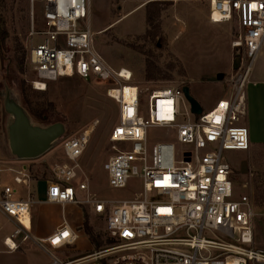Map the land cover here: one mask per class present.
I'll use <instances>...</instances> for the list:
<instances>
[{"label":"built area","instance_id":"1","mask_svg":"<svg viewBox=\"0 0 264 264\" xmlns=\"http://www.w3.org/2000/svg\"><path fill=\"white\" fill-rule=\"evenodd\" d=\"M31 1L33 88L44 91L50 82L72 76L107 84L108 96L119 104V121L110 134L114 153L104 164L108 183L116 190L126 189L132 180L140 183L133 199H100L90 192L80 162L93 128L65 138L61 148L66 160L53 169L46 202L89 205L104 217L105 230L115 242L61 261L45 243L51 248L76 243L78 232L64 219L52 236L38 242L52 255V264H264V249L255 246V202L250 194L237 193L234 167L225 156L227 151H251L248 85L264 48V0H207L211 23L237 20L239 32L232 47L233 61L239 62L227 79V96L201 114L192 111L185 84L149 90L144 113L133 71L113 67L95 48L90 0H41L40 31L34 27ZM37 34L44 40L35 45ZM151 128L167 134L151 141ZM24 176L20 171L15 182L22 184ZM16 194L14 187L5 185L0 196V211L16 222L5 240L9 251L18 250L19 237L32 238L34 201Z\"/></svg>","mask_w":264,"mask_h":264},{"label":"rangeland","instance_id":"2","mask_svg":"<svg viewBox=\"0 0 264 264\" xmlns=\"http://www.w3.org/2000/svg\"><path fill=\"white\" fill-rule=\"evenodd\" d=\"M31 5V0H0V54L4 59V82L0 87L1 145L9 143L8 126L12 115L5 109L9 95L25 110L33 125L48 127L62 123L65 127L64 135L49 153L54 158L39 164L42 166L34 170L36 177L46 181L54 179L53 169L58 162L66 160L62 141L93 128L80 160L89 177L90 192L104 200L135 198L140 190L139 181L132 180L124 190L113 189L104 169L114 153L110 134L119 121V104L108 96V85L72 76L50 82L44 91L33 88L35 73L29 61ZM209 10L207 0L89 1L95 48L113 67L133 71L134 81L141 90L144 113L147 112V93L153 88L185 84L204 110L227 96V79L233 72L232 42L239 32V24L237 20L212 24ZM43 24V4L35 0V30H42ZM43 40L40 34L33 37L35 45ZM220 73L223 79H218ZM182 112H185L183 107ZM166 134L164 129H149L151 141L160 140ZM225 156L234 168L239 167L241 160L248 161L247 172L236 173L234 178L237 193L250 194L255 202V246L264 249V147L252 148L250 152L227 151ZM80 194L85 197L84 193ZM32 215L35 225L43 231L61 223L62 216H66L70 226L79 232L76 246L82 252L92 250L82 230L83 217L94 232L109 237L104 217L96 215L89 205L33 203Z\"/></svg>","mask_w":264,"mask_h":264},{"label":"crops","instance_id":"3","mask_svg":"<svg viewBox=\"0 0 264 264\" xmlns=\"http://www.w3.org/2000/svg\"><path fill=\"white\" fill-rule=\"evenodd\" d=\"M3 82L4 73L2 71V63L0 58V87L2 86ZM248 107L249 110L247 117V125L250 131L251 149H260L264 147V48L262 49L254 64V68L250 77V82L248 85ZM6 147H9V149L7 150ZM51 149L36 159L23 160L18 159L17 157H15V155H13L9 143L8 146H2L0 143V196L3 187L5 185H11L16 190V197L18 198H22L25 200L31 198L34 201V204L39 205H60L57 203L46 202L47 183L49 180H40L34 174V170H36L37 167L42 166L39 164L49 162L52 158H54L52 157V155L49 154ZM58 164L61 163L58 162L57 165ZM20 171H23V173L25 174L24 182L22 184H17L14 178L16 175L19 174ZM62 219L64 221V219H66V216L63 215ZM63 221L61 223H56L50 229L43 231L35 225L31 209L30 235L32 238L23 241L22 237H19L17 239V243L19 245L18 250L9 251L5 244V240L15 231L16 222L0 211V264H52V255L43 250L38 245V242L40 240L47 239L52 236L61 227ZM82 230L89 239V242L92 246V250L82 252L80 249H78L76 245L80 239L79 232V237L76 243L72 246L67 247L68 249H64L66 247L51 248L48 243H45V245H47L51 253L58 257L61 261L72 260L77 257H80L96 249L90 241L89 236L85 232L84 226Z\"/></svg>","mask_w":264,"mask_h":264},{"label":"water","instance_id":"4","mask_svg":"<svg viewBox=\"0 0 264 264\" xmlns=\"http://www.w3.org/2000/svg\"><path fill=\"white\" fill-rule=\"evenodd\" d=\"M239 58L233 61V69H237ZM220 73L218 79H223ZM184 93L192 106V111L196 114L203 112V107L194 98L188 86H184ZM5 109L12 115V121L8 126L9 144L11 151L18 159H36L49 151L54 143L64 135L65 127L62 123L52 124L48 127L33 125L25 110L16 100L7 95ZM247 161L242 164V172H247Z\"/></svg>","mask_w":264,"mask_h":264},{"label":"trees","instance_id":"5","mask_svg":"<svg viewBox=\"0 0 264 264\" xmlns=\"http://www.w3.org/2000/svg\"><path fill=\"white\" fill-rule=\"evenodd\" d=\"M4 34H5V32L3 33V35ZM3 35H1V36H3ZM3 37H1V39ZM20 47L22 48V45ZM0 58H1V63L3 65L4 59H3V56H1V54H0ZM20 70L22 71L23 69H20ZM83 226H84L85 232L89 236L90 241L92 242V244L94 245L95 248L101 247L103 245H110V244H113L115 242L114 239L105 236V234H102L100 232H94V230L89 226L88 220H86V219L83 223ZM103 237H105V238H103Z\"/></svg>","mask_w":264,"mask_h":264},{"label":"flooded vegetation","instance_id":"6","mask_svg":"<svg viewBox=\"0 0 264 264\" xmlns=\"http://www.w3.org/2000/svg\"><path fill=\"white\" fill-rule=\"evenodd\" d=\"M243 161H244V160H241V161H240V164H239V167H238V168H234V169H233V173H234V174H236V173H238V174H244V173L242 172V169H243V167H242ZM247 164H248V161H247ZM248 166H249V164H248ZM248 166H247V167H248ZM247 169H248V168H247Z\"/></svg>","mask_w":264,"mask_h":264},{"label":"bare ground","instance_id":"7","mask_svg":"<svg viewBox=\"0 0 264 264\" xmlns=\"http://www.w3.org/2000/svg\"><path fill=\"white\" fill-rule=\"evenodd\" d=\"M23 221H24V223H25L26 225H29V217H28V216H25V217L23 218Z\"/></svg>","mask_w":264,"mask_h":264}]
</instances>
